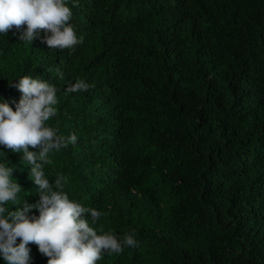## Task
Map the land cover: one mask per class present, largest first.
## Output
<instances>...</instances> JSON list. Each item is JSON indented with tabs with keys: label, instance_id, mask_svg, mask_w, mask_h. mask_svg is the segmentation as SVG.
<instances>
[{
	"label": "trees",
	"instance_id": "trees-1",
	"mask_svg": "<svg viewBox=\"0 0 264 264\" xmlns=\"http://www.w3.org/2000/svg\"><path fill=\"white\" fill-rule=\"evenodd\" d=\"M66 4L74 49H49L43 32L21 42L26 25L0 34V103L15 110L9 81L24 75L59 89L46 125L78 142L50 153L46 177L105 213L84 216L98 234L139 242L97 264H264V0ZM78 78L95 87L66 93ZM21 157L0 145L19 198L35 203ZM28 247L29 264H47Z\"/></svg>",
	"mask_w": 264,
	"mask_h": 264
},
{
	"label": "clouds",
	"instance_id": "clouds-1",
	"mask_svg": "<svg viewBox=\"0 0 264 264\" xmlns=\"http://www.w3.org/2000/svg\"><path fill=\"white\" fill-rule=\"evenodd\" d=\"M72 10L66 0H0V34L7 36L10 30H20L18 39L31 44L36 38L49 49H74L82 38L70 23ZM59 79L64 74L57 70ZM15 84L21 93L15 110L7 102L0 103V145L14 153H22V162L30 165V179L37 186L39 199L28 203L19 198L21 186L12 178L13 166L0 162V258L5 264H29V244L47 257V264H97L104 254H122L125 248H136L139 242L134 231L118 237L114 232L98 234L90 226L102 215L95 208L84 207L69 198L65 191L66 178L58 174L54 181L45 175V165L53 151L59 152L78 142L75 133L67 137L46 122L57 116L59 89L41 78L29 75L20 77ZM94 84L77 79L67 84L66 93L86 92ZM29 147L38 151H29ZM16 206L10 211L8 205ZM36 209L38 216H29ZM19 240V243L17 241Z\"/></svg>",
	"mask_w": 264,
	"mask_h": 264
}]
</instances>
